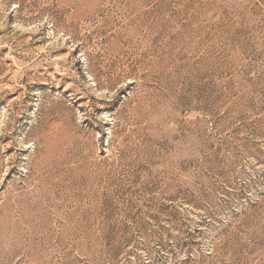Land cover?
Returning <instances> with one entry per match:
<instances>
[{"label":"rangeland","instance_id":"rangeland-1","mask_svg":"<svg viewBox=\"0 0 264 264\" xmlns=\"http://www.w3.org/2000/svg\"><path fill=\"white\" fill-rule=\"evenodd\" d=\"M0 264H264V0H0Z\"/></svg>","mask_w":264,"mask_h":264}]
</instances>
